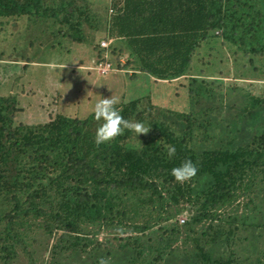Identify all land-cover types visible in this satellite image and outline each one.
Masks as SVG:
<instances>
[{"label": "trees", "instance_id": "obj_1", "mask_svg": "<svg viewBox=\"0 0 264 264\" xmlns=\"http://www.w3.org/2000/svg\"><path fill=\"white\" fill-rule=\"evenodd\" d=\"M110 94L148 130L96 145ZM100 258L264 264V0H0V264Z\"/></svg>", "mask_w": 264, "mask_h": 264}, {"label": "clouds", "instance_id": "obj_2", "mask_svg": "<svg viewBox=\"0 0 264 264\" xmlns=\"http://www.w3.org/2000/svg\"><path fill=\"white\" fill-rule=\"evenodd\" d=\"M116 100L110 97L97 100L91 108L95 120L100 123L95 129L93 142L101 145L120 135L125 129L138 134L145 133L146 129L140 120L129 121L121 117L119 109L114 107ZM168 156H172L176 149L172 145L164 146ZM197 171V165L191 160L185 159L176 166L170 168L169 174L177 183H183L191 179ZM98 264H108L107 260L100 258Z\"/></svg>", "mask_w": 264, "mask_h": 264}, {"label": "rangeland", "instance_id": "obj_3", "mask_svg": "<svg viewBox=\"0 0 264 264\" xmlns=\"http://www.w3.org/2000/svg\"><path fill=\"white\" fill-rule=\"evenodd\" d=\"M99 43L102 47L107 46V43L105 41H102V39L100 40ZM85 48H84V46L80 47L79 52H81V55H85V53H86V51L84 50ZM82 58H83L84 63L86 65V67H82L83 69L84 68L85 69L86 68L92 69V72L97 76H105V75H108V73H112L109 75V77L107 78L106 81H109L108 83L113 82V81L114 82L117 81V77H115L113 74V72H115V71L107 63L102 65V66H100L98 64L96 67H91L92 63H93L92 59L84 58L83 56H82ZM69 67H71V66H69ZM125 79H126L125 80V88L127 87L125 89V97L127 100L135 99L138 96L146 95V94H148V92H150L149 90L146 89L147 87L144 84L145 82L143 79V75H141V74L139 75V80L137 82L130 81L128 79V77ZM152 83H154V82L152 81ZM163 83L164 82H156V84L155 83L152 84V87H153V94H152V99H151L152 103L154 105H157V107H166L169 103L170 105H168V106L173 105L175 109L180 108V105H182L180 102V98H178V100H179V102H178L176 99L172 98L171 96H167L165 93L163 94V92L166 90V85H164ZM103 86H106V85L98 84L97 87L101 88ZM90 88L91 87H88L89 90H90ZM148 89H150V88H148ZM109 90H110V93H113L112 90L117 91V88L109 87ZM111 96H114V94H112V95L110 94L108 97H111ZM179 219H182V218H179Z\"/></svg>", "mask_w": 264, "mask_h": 264}]
</instances>
